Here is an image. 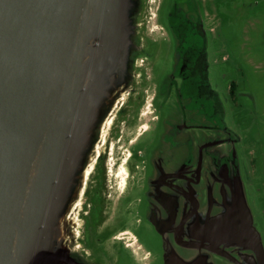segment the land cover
I'll return each instance as SVG.
<instances>
[{
    "label": "flooded vegetation",
    "instance_id": "1",
    "mask_svg": "<svg viewBox=\"0 0 264 264\" xmlns=\"http://www.w3.org/2000/svg\"><path fill=\"white\" fill-rule=\"evenodd\" d=\"M152 2L141 0L130 81L68 207L65 249L74 264H264V180L245 173L240 138L221 137L234 132L210 75L214 0H158L156 13ZM120 143L134 145L125 177Z\"/></svg>",
    "mask_w": 264,
    "mask_h": 264
},
{
    "label": "water",
    "instance_id": "2",
    "mask_svg": "<svg viewBox=\"0 0 264 264\" xmlns=\"http://www.w3.org/2000/svg\"><path fill=\"white\" fill-rule=\"evenodd\" d=\"M140 7L0 0V264H74L65 216L130 81Z\"/></svg>",
    "mask_w": 264,
    "mask_h": 264
},
{
    "label": "rangeland",
    "instance_id": "3",
    "mask_svg": "<svg viewBox=\"0 0 264 264\" xmlns=\"http://www.w3.org/2000/svg\"><path fill=\"white\" fill-rule=\"evenodd\" d=\"M156 1L152 2L154 13L158 7ZM150 28H159L155 19L151 20ZM212 28L210 75L224 100L225 122L234 132L221 137L229 141L240 138L236 151L246 166L248 178L260 180L257 183L260 188L264 180V0H214ZM233 82L237 84L235 99L227 93ZM138 133L140 129L130 139L134 140ZM114 145L116 148L117 142ZM120 145H124L123 161L117 167L112 155L111 167L116 166L114 172L125 177L126 161L134 145ZM123 187L124 184L119 192Z\"/></svg>",
    "mask_w": 264,
    "mask_h": 264
},
{
    "label": "bare ground",
    "instance_id": "4",
    "mask_svg": "<svg viewBox=\"0 0 264 264\" xmlns=\"http://www.w3.org/2000/svg\"><path fill=\"white\" fill-rule=\"evenodd\" d=\"M114 117V116H113ZM104 138V137H103ZM103 144V143H102ZM94 162H95V160H94ZM88 168V167H87Z\"/></svg>",
    "mask_w": 264,
    "mask_h": 264
}]
</instances>
